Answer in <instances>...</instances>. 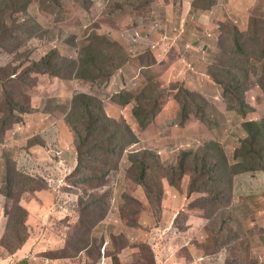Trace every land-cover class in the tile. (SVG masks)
<instances>
[{
	"label": "rangeland",
	"instance_id": "obj_1",
	"mask_svg": "<svg viewBox=\"0 0 264 264\" xmlns=\"http://www.w3.org/2000/svg\"><path fill=\"white\" fill-rule=\"evenodd\" d=\"M192 2L155 0L150 19L144 17L145 7L136 9L137 0H29L25 11L6 17L0 29V188L7 190L4 172L9 168L18 178L4 212L14 218L16 204L30 210L32 251L44 262L113 264L118 256L121 264H264L263 171H227L225 179L217 180L189 170L182 189L168 180L169 162L205 144L213 143L214 154L222 152L231 165L241 162L236 152L247 137L243 123L264 119L258 84L264 61L250 64L247 97L254 109L246 117L228 108L223 87L208 73L220 51L217 22H225L223 43L228 45L230 24L245 33L250 20L264 24V0H218L208 12L195 9ZM86 32L91 47L82 52L79 41ZM148 51L154 52L157 63H151L150 55L143 58ZM90 52L96 53L97 62L86 60ZM48 56L57 76L29 73L27 67ZM104 72L108 77L103 81ZM148 85L159 90L163 107L155 122L143 129L133 112L135 103L124 108L116 97L123 91L138 96ZM181 87L208 100L207 121L183 127L178 90H173ZM79 93L93 96L109 117L126 118L140 141L132 151L148 156L151 180L162 183V195H150L135 182L124 148L110 157L102 149L91 151L109 165L99 167L91 158L93 144L83 145L72 128ZM7 95L29 113L15 112V122L2 128L10 113ZM115 127L105 126L90 140L105 143ZM36 140L43 147H33ZM32 148L39 154L37 160L29 156ZM29 177L34 182H24ZM38 193L45 201L50 195L51 202L39 205L33 200ZM84 246L90 260L77 252ZM8 250H0V256L11 255Z\"/></svg>",
	"mask_w": 264,
	"mask_h": 264
},
{
	"label": "trees",
	"instance_id": "obj_2",
	"mask_svg": "<svg viewBox=\"0 0 264 264\" xmlns=\"http://www.w3.org/2000/svg\"><path fill=\"white\" fill-rule=\"evenodd\" d=\"M54 2V0H50ZM140 4L136 6V9H141L145 7L144 17L152 18L151 5L155 0H137ZM90 0H84V3L87 4ZM131 2V0H128ZM157 2V0H156ZM218 0H193L192 4L195 9L202 11H211L214 6L217 5ZM29 4V0H8L6 2L0 3L2 26L0 29H3L5 26L6 17L9 19L15 13L23 12L26 10ZM65 9H61L63 12ZM225 22H217V25L221 31L218 41V47L220 51L216 55L218 59L217 65L210 67L209 65V74L213 77L214 81L220 84L224 89V96L228 101V108L230 110L236 111L241 116L246 117L248 113L252 112L254 107L248 101L247 92L251 88L250 84V72H251V62L264 61V24L258 22V20H250L249 27L250 31L245 33L242 31L235 23L230 24L231 27V40L228 42V45L223 43V40H226V35L224 29L222 28ZM91 38H87V32L81 37L79 41V49L82 52H86L91 47ZM108 44H119V41L116 43H111L106 38L103 39ZM222 41V42H221ZM122 44V43H121ZM123 45V44H122ZM124 46V45H123ZM123 49V48H122ZM128 52V50H127ZM147 55L153 59L151 63H157L158 58L153 51H148L143 58ZM129 57V53L126 55ZM49 56L42 59L39 62H33L28 68L29 73H51L57 76V71L53 70L51 63L48 62ZM216 59V61H217ZM90 62H97L96 53L90 52L86 58ZM77 64V61H76ZM150 66V65H147ZM122 66L120 69L124 68ZM145 72L148 71V67H144ZM103 81L108 77L107 73L102 74ZM258 84L264 95V64L263 70L259 75ZM173 90L177 91V98L180 103L179 117L183 123V127H187L190 123L196 120L207 121L209 119V108L210 103L208 100L199 92L188 89L186 87H181L180 89L174 88ZM138 96L135 94L123 91L116 98L122 100V106L126 108L130 103H135L133 112L135 116L139 119V125L141 128L146 129L152 125L155 120L158 118L162 112V107L160 104L161 93L157 89H150V85L144 88ZM7 97H9L7 95ZM76 114L71 113L72 117L75 119V125L72 128L76 132L80 142L83 145L93 147L89 149V155L92 159L96 160L99 167H102L104 164L109 165L108 159L101 162L99 157L94 156L91 151L95 149H102V154L106 157L115 156L119 148H124L126 152H129V160L132 163V172L134 174L135 182L139 185H142L148 194H153L157 192L160 196L163 194L162 183L151 180V175L153 168L150 161L148 160L147 155H141V151L133 152L132 147L139 143V137L136 135L135 131L130 127L129 123L126 121V118L123 115H120V118L115 119L109 117L105 113V109L100 105L98 106L95 103V99L90 94L79 93L76 94ZM8 111L9 116L4 120L3 126L7 127L9 124L15 122L14 113L26 114L29 113L28 108L20 105L14 99L9 97L8 99ZM18 120H16L17 122ZM108 125H116L115 130L112 134L105 140V143L101 141L90 140L93 135H97L101 129ZM122 125V126H121ZM243 126L247 132V137L242 140L238 150L236 152L237 158H242L241 162H237L233 165L229 163L227 156H224L222 152H216V149L213 148V143L205 144L201 149L193 152L192 149L182 151L180 156L175 162H169L168 169V180L170 183L182 189V180L186 175L190 173L191 170L204 175L206 173L212 174L217 180L225 179L226 172L229 171L231 174L236 175L240 172L252 171L257 173L260 171L264 172V119L262 123H259L257 120L250 119L246 120L243 123ZM33 147L39 146L43 147V142L36 140ZM217 147V145H216ZM37 148V147H36ZM40 149V148H39ZM40 151H42L40 149ZM31 154L35 160L40 158L38 153L31 149ZM43 153V151H42ZM214 154V155H213ZM216 160V163L213 165L212 162ZM6 163L9 161L6 160ZM104 163V164H103ZM80 165V161H79ZM8 166V164H6ZM12 171L7 168L4 172L5 182H6V191L2 192L0 188V194L4 197V211L7 206V202L14 197L12 195V187L16 184V179L18 176H14ZM195 174V173H194ZM196 176H199L195 174ZM90 178H82V181H90ZM26 183L34 182L32 178L24 180ZM172 187V186H171ZM198 189H201L198 187ZM130 196V195H129ZM46 201L42 198V193H38L36 198L33 200L36 201L39 205H45L46 202H51L50 195L46 194L44 196ZM39 198L43 201L39 202ZM130 200L138 204L139 201L130 196ZM22 205V204H21ZM16 204L15 212L16 216L11 217V214H7L5 230L0 239L1 248L8 250L9 253L14 254L20 250L31 238V233L29 230V223L31 219V212L28 208ZM34 208L36 209L35 205ZM46 209L49 207L45 206ZM85 210V209H84ZM86 211L90 212V206L86 207ZM186 228V227H185ZM93 230V229H92ZM91 230V231H92ZM90 231V232H91ZM129 242V239H127ZM88 246H84L77 250L78 254L83 255L86 260H90L91 256L84 253L87 251ZM122 249H120L119 253ZM152 253V249L149 248ZM102 258V246L100 249V255L98 261L101 262ZM87 264H91L88 262ZM113 264H121V260L118 256L114 258Z\"/></svg>",
	"mask_w": 264,
	"mask_h": 264
},
{
	"label": "crops",
	"instance_id": "obj_3",
	"mask_svg": "<svg viewBox=\"0 0 264 264\" xmlns=\"http://www.w3.org/2000/svg\"><path fill=\"white\" fill-rule=\"evenodd\" d=\"M4 202V197L0 194V239L5 230L7 220V216L4 213ZM28 246L31 247L30 251H32V247L34 246V241L32 238H30L29 241L16 253L7 256H0V264H50V262L57 264L60 260H63L51 259L47 262H44L42 258L38 257L36 251L29 252L27 249ZM0 250H2L1 246Z\"/></svg>",
	"mask_w": 264,
	"mask_h": 264
}]
</instances>
